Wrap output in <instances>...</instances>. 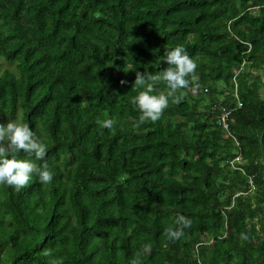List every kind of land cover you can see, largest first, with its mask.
Returning a JSON list of instances; mask_svg holds the SVG:
<instances>
[{"label": "trees", "instance_id": "trees-1", "mask_svg": "<svg viewBox=\"0 0 264 264\" xmlns=\"http://www.w3.org/2000/svg\"><path fill=\"white\" fill-rule=\"evenodd\" d=\"M176 44L190 84L141 120L136 73ZM0 58V123H28L46 155L16 154L53 172L0 183L3 264H264V0H0Z\"/></svg>", "mask_w": 264, "mask_h": 264}, {"label": "clouds", "instance_id": "clouds-1", "mask_svg": "<svg viewBox=\"0 0 264 264\" xmlns=\"http://www.w3.org/2000/svg\"><path fill=\"white\" fill-rule=\"evenodd\" d=\"M164 60L168 66L159 73H136L134 85L138 91L131 99L141 113V120L146 118L158 119L162 111L168 106L170 97L173 101L179 102L182 97L175 95V93L189 86L190 80L187 77L196 68L195 61L181 44L166 49ZM160 80L166 82L167 92H157L153 83L149 82ZM141 86L143 87L141 88ZM232 103H234L233 110L241 107V101L238 97L230 104ZM232 121L231 118L229 124ZM101 124L102 127L110 129L114 120L105 119ZM46 149L47 145L37 136L28 123L20 122L17 119H9L6 123H0V183H7L19 189L29 183L34 173L43 183L52 181L53 172L47 161H44L42 165H37L33 159L19 158L16 154L17 151L23 150L28 155L43 159L46 155ZM237 155L241 159L239 151ZM240 171L243 172L242 168ZM249 185H252L251 180H249ZM177 223L182 224L183 227H188L192 221L190 217L178 215ZM182 234V230L179 228L168 229V235L172 239H177Z\"/></svg>", "mask_w": 264, "mask_h": 264}, {"label": "built area", "instance_id": "built-area-1", "mask_svg": "<svg viewBox=\"0 0 264 264\" xmlns=\"http://www.w3.org/2000/svg\"><path fill=\"white\" fill-rule=\"evenodd\" d=\"M231 112H232V109H226L225 108H220V111H219V114H218V118H217V125L223 130V131H227L228 130V127H229V120L231 119L230 115H231ZM239 159V155H237L234 160H237ZM233 160V161H234ZM233 161H232V166L233 167H236V169H239L241 170L240 167L238 166H235L233 164Z\"/></svg>", "mask_w": 264, "mask_h": 264}, {"label": "rangeland", "instance_id": "rangeland-1", "mask_svg": "<svg viewBox=\"0 0 264 264\" xmlns=\"http://www.w3.org/2000/svg\"><path fill=\"white\" fill-rule=\"evenodd\" d=\"M0 63H1V69H4V68H9L10 69L11 68V65L8 64L6 61L2 60L1 58H0ZM233 164L235 166L242 167L241 166L242 165V161L240 159L234 160ZM230 166H231V164H230ZM2 234H4V233H2ZM7 248L8 247L6 245H4L3 248H2L3 250L0 251V262H2V264L4 262H9V260H10L9 259L10 253L8 254Z\"/></svg>", "mask_w": 264, "mask_h": 264}]
</instances>
